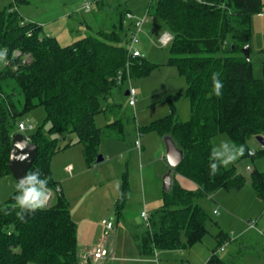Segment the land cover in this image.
I'll list each match as a JSON object with an SVG mask.
<instances>
[{"label": "trees", "instance_id": "16d2710c", "mask_svg": "<svg viewBox=\"0 0 264 264\" xmlns=\"http://www.w3.org/2000/svg\"><path fill=\"white\" fill-rule=\"evenodd\" d=\"M31 1L13 0L0 11V63H6L0 69V178L11 175L9 156L13 138L19 134L18 125L34 109L43 107L49 135L42 127L28 135L38 147L29 172L38 171L41 178L47 179V186L56 189L52 156L82 144L91 166L97 162L105 139L125 140L123 119L98 128L95 117L119 116L121 109L111 102L114 93L123 91L128 77L146 78L157 66L128 54L129 34L124 33V20L130 11L121 14L118 28L113 31L100 30L97 36L62 46L41 25L20 15L19 7ZM263 11V0L149 2L147 15L159 17L174 36L169 64L186 81L191 118L187 122L179 119L176 96L169 99L168 116L139 132L171 136L184 152L183 161L172 171L194 182L198 189L189 191L175 181L171 190L164 192L163 205L150 215L147 231L142 235L132 233L142 256L187 249L201 242L209 232L211 215L199 201L219 190H240L249 185L264 201V172L254 171L247 178L235 166L226 168L219 161L214 172L209 167L213 161L212 140L220 134L243 146L240 160L264 155V147L259 152L249 148L250 139L264 137V80L255 77L252 61L243 53L246 46L251 52L252 19ZM16 51L30 54L32 62L23 65L14 56ZM119 72L123 74L121 80ZM213 73L222 85L218 95L213 91ZM109 97L110 102L102 105ZM67 134H75L77 142L59 147L58 136ZM130 191L125 173L114 205L118 222L125 218ZM14 196L0 205V264H82L78 226L63 191L56 194L50 207L24 212L23 218L18 215L21 209L15 206ZM215 238L218 245L206 264H233L217 254L230 241L228 234L219 230ZM86 264H93L92 260Z\"/></svg>", "mask_w": 264, "mask_h": 264}, {"label": "rangeland", "instance_id": "374dc122", "mask_svg": "<svg viewBox=\"0 0 264 264\" xmlns=\"http://www.w3.org/2000/svg\"><path fill=\"white\" fill-rule=\"evenodd\" d=\"M84 1L93 2L91 10L87 11L82 8ZM12 2L13 0H0V11L9 7ZM149 2L150 0H32L31 4L20 6L18 9L24 20L43 26L44 32L57 37L62 46L87 36H97L100 30L113 31L118 28L121 14L126 10L132 12L137 18L144 16L148 18V22L138 36L140 43L136 49L141 52L142 58L157 67L146 78L133 80L132 85L137 92L135 107L131 108L128 105V99L125 96L128 85L125 84L123 91H116L111 99V102L116 103L121 109L120 115L112 118L106 114H99L95 117V124L98 128H104L115 119H123L126 127V139H105L99 148V155L104 158L103 162L92 163L91 166L88 165L82 144L72 145L61 150L55 153L51 159L52 177L70 202L72 218L80 226V236L83 233L82 228L86 227L84 236L79 237L78 240L79 257L81 258L93 247L103 245L106 248L107 246L112 248L111 250L114 249L115 257L120 259V261L111 263L92 261L94 264H131L129 259L138 255L131 233L142 235L147 231V222L139 215L142 208L137 207L139 209L137 215H131L134 210L129 209L131 214L128 213L126 218L118 222L113 206V201L120 192L126 170H128L130 187L136 194L135 186L137 183L138 186L142 183V176L141 173L133 171L139 169L141 162L144 164L147 161L166 158V146H164V150L160 148L161 144L165 145L164 138L156 132L141 134L139 129L168 116L171 111L169 99L176 96L174 105L179 119L182 122H187L191 118L190 101L185 95L186 81L178 69L169 64V46L162 47L158 43L159 37L167 29L159 17L147 15ZM124 21V33H128L130 36L134 30L135 20L125 18ZM250 58L255 77L264 80V14L256 15L252 19ZM4 63V61L0 63V69L5 65ZM107 102H110V97L108 101H102V105L106 106ZM45 119L46 112L43 107H38L23 117L21 122L33 127V131H27L23 135L36 132L40 127L44 133L49 135V124L45 123ZM138 135L140 136L139 141L143 145L142 151L135 147ZM216 138L220 143L225 141L234 144L226 134H220ZM58 139V146L61 148L69 143L77 142L75 134L58 136ZM262 147L256 139H250L249 148L252 151L259 152ZM223 165L226 168L235 166L238 173L248 178L254 171L264 172V155L249 156L243 160H240V155H237L229 163ZM247 165L251 166V172L246 170ZM69 166L72 171L67 173L65 168ZM166 175L164 174L160 179H145L147 191H150L152 197L159 198H154L148 204L149 212L154 211L153 209L162 203L159 194ZM2 181L0 179V205L8 202L15 193H12L11 189L5 191L4 188L3 190ZM157 187L158 190L160 189L158 193L155 192ZM199 204L211 215V221L207 224L208 234L193 247L159 251L160 253L166 252L161 253L162 258L165 254H170L182 261L189 253H192L196 258L194 262L190 260L189 264H201L200 262L210 255L218 245L215 238L218 229L215 223L233 241L241 235L245 228H248L251 222H255L257 230H250L245 235V238L249 239L244 243L243 249L251 245L249 241L256 245L263 242L258 231L264 230V201L256 195L251 186L247 185L240 190H219L209 198L200 200ZM214 211L217 213L215 214ZM103 220L114 223L119 232L116 239L111 234L104 235ZM132 228L134 232L131 230ZM86 239L94 244L85 246L83 241ZM238 246V243H225L224 247L227 251L223 253L218 250L217 254L227 261H232L235 256L239 255L235 259V264H262L259 261L256 262L253 256L242 259V255L235 251ZM181 252H183L182 255ZM155 254L157 255V251Z\"/></svg>", "mask_w": 264, "mask_h": 264}, {"label": "crops", "instance_id": "0c3cea01", "mask_svg": "<svg viewBox=\"0 0 264 264\" xmlns=\"http://www.w3.org/2000/svg\"><path fill=\"white\" fill-rule=\"evenodd\" d=\"M263 2H264V0H263ZM262 14H264V11H263V13H261L260 15H262ZM43 27V26H42ZM88 28V27H87ZM43 30H44V28H43ZM154 31V30H153ZM57 38V37H56ZM126 92H127V90H126ZM126 92H125V96L127 97V95H126ZM130 107V106H129ZM131 108H133V107H131ZM114 140H117V139H114ZM212 142H213V146L215 147V146H218L219 145V141L217 140V138L215 137L213 140H212ZM163 143H165V142H163ZM164 146H166V145H162L161 144V149H163L164 150ZM136 147V146H135ZM143 150V145H142V148H141V150H139V151H142ZM140 160H141V158H140ZM141 162V161H140ZM162 162H164L165 164H163ZM248 166V165H247ZM246 166V167H247ZM250 166V165H249ZM70 169V170H69ZM65 170H66V172L67 173H70V171H72L71 170V167H67V168H65ZM140 171V172H139ZM171 171V173H172V181L173 182H177V183H179V185H181L183 188H185V189H187V190H189V191H196L197 189H198V186L194 183V182H192V181H190V180H188V179H186V178H184V177H182V176H180V175H177L176 173H174L172 170H171V168H170V166H169V164L167 163V161H166V158L165 159H161V158H159L157 161H147V163H144L143 164V162H141L140 163V167H139V169L137 168L136 170H134L133 172H138V173H141V176H142V183H140V185L138 186V183H137V186H135V191H136V194H134V191L132 190V188H131V191H130V197H128L129 199H128V206H127V209H128V212L126 211V213H125V218H126V215L128 214V213H130L129 212V209H132V211H133V214H131V215H137V214H139V209L137 208V207H140V208H142L141 209V212H140V217H142V212L143 211H146L149 215H151L153 212H155L156 210H158V209H160L161 207H162V205H163V195H164V190H163V188L160 190V199L162 200V203L161 204H158L157 205V208H155V209H153L154 211H151V212H149L148 210L149 209H147V207H148V204H150V202L155 198V199H159V198H157L156 196L155 197H152L153 195H151L150 194V191H147V189H146V187H145V179L146 178H153V180L154 179H160V177H162L164 174H168L169 172ZM125 173H127L128 174V170H126L125 172H124V174ZM1 179V183L3 184L2 185V187H3V190H4V188H5V191H6V189H11V192L12 193H14V192H16V189H15V187H14V185H15V183L17 182L16 180H15V178L13 177V176H11V175H9V176H6V177H3V178H0ZM131 185H132V183H131ZM14 190V191H13ZM158 187H157V190L155 191L156 193H158ZM141 191V193L139 194V192ZM119 193L120 192H118V195H117V197H115L116 199H114V201H113V206L115 205V203H116V201H117V199H118V197H119ZM139 194V195H138ZM143 205V206H142ZM159 207V208H158ZM154 208V207H153ZM216 211H214V213H215ZM216 214V213H215ZM76 222V221H75ZM77 223V222H76ZM217 224V223H216ZM77 226H78V240H79V237L81 238V236H84V234H85V231H86V227H83L82 228V234H81V236H80V226L78 225V223H77ZM217 226V229H218V231L219 230H222V228L217 224L216 225ZM131 230H133V228L131 229ZM134 231V230H133ZM223 231V230H222ZM248 231H250L249 230V228H245V230L241 233V235L239 236V237H237V238H235V239H233V241L232 240H230V241H227L226 243H238V247L236 248V252L238 253V254H241L242 256V259L243 258H245V259H248V257L249 256H253L255 259H256V262L257 261H259V262H261L262 264H264V261H263V258H264V241L263 242H261V244L260 245H256L255 243H253V242H251V241H249L250 243H251V245L250 246H247V248H245V249H243V245H244V243L245 242H248V239L249 238H245V235L246 234H248ZM132 232V231H131ZM132 234V233H131ZM111 235L116 239L117 237H118V235H119V232L116 230V226H115V228H114V230H113V232L111 233ZM259 235V234H258ZM86 236V235H85ZM261 240H262V238H261ZM134 241V240H133ZM83 242H85L84 244H85V246L86 245H91V244H94V242H92V241H89L88 239H86L85 241H83ZM241 243V244H240ZM134 244H135V241H134ZM113 245H115V244H113ZM92 246V245H91ZM135 247H136V249H137V246H136V244H135ZM88 249L90 248L89 246L87 247ZM86 248V249H87ZM107 248H108V250H109V257L108 258H106V259H104V260H102L101 262H108V263H111V262H115V261H120V259L119 258H117V257H115V255H114V249L113 250H111L112 248H109L108 246H107ZM170 251H173V250H170ZM227 251V249L225 248V250L223 251V253L224 252H226ZM159 251H157V255L156 254H154V255H148V256H142L140 253H139V251H138V249H137V253H138V255L136 254V256H133L131 259H129L130 260V262H131V264H189L191 261L192 262H194L195 261V255H193L192 253H189L188 254V256H186V258H184V259H182V261L181 260H178V259H176V258H174V257H172L170 254H165V256H164V258H162L161 257V253H166V252H159ZM222 252V251H221ZM156 253V252H155ZM167 253H171V252H167ZM183 254V252H181V255ZM167 255H170V256H167ZM185 255V254H184ZM211 255V254H210ZM210 255H208L204 260H202L200 263L201 264H206L207 263V261L209 260V258H210ZM235 256V255H234ZM239 256V255H238ZM238 256H235V258L234 259H232V263L233 264H235V259L238 257ZM191 260V261H190ZM122 261V260H121ZM165 261V262H164ZM93 263V262H92ZM94 264V263H93ZM126 264H128V263H126Z\"/></svg>", "mask_w": 264, "mask_h": 264}, {"label": "built area", "instance_id": "2783aa9c", "mask_svg": "<svg viewBox=\"0 0 264 264\" xmlns=\"http://www.w3.org/2000/svg\"><path fill=\"white\" fill-rule=\"evenodd\" d=\"M92 6H93V2L84 1L82 8L89 11V10H91ZM126 18L129 20H135L134 25H133L134 30L130 33L129 42L127 44L128 54L132 58H142V54L138 49H136V46L140 43L138 36L142 32L144 25L148 22V18H147V16H144L142 18H137L131 12L127 13ZM173 40H174L173 34L170 33L169 31H165L159 37L158 43L162 47H168V46H170V44L172 43ZM14 56L17 58H20L23 65H27V64H30L32 62V56L30 54H21V52L16 51L14 53ZM127 70H129L128 64H127ZM122 76H123L122 72H119L118 80H121ZM132 82H133V80L130 77H128L127 99H128V105L130 107H135L136 100H137V92H136V89L133 87ZM18 129H19V133H21V134H24L27 131H33V127L31 125L27 126L23 122H21L18 125ZM24 136L26 139L30 140L28 135H24ZM139 137L140 136L138 135V140H136L135 146L138 150H141L142 145L139 141ZM250 154L252 155L253 152H250ZM247 171H251L250 166L247 167ZM48 189H49V198L45 204V207H43V208L50 207L54 203V200L56 199V194L61 190L59 187H57L56 189H52V188L48 187ZM215 213H217V212H215ZM141 215H142V218L148 224L150 215L146 211H143ZM102 225L104 228L103 233L105 236H108L109 234H111L115 228L114 223L111 221L103 220ZM248 228H249V230H257V223L251 222L249 224ZM258 233L261 235L262 240L264 241V230L258 231ZM224 248H220V251L223 252L225 250ZM108 257H109V250L106 247H104L103 245H98V246L93 247V249L89 250L87 253H85L81 257V259H82V264H86L89 262V260H92L93 262H101L102 260H104Z\"/></svg>", "mask_w": 264, "mask_h": 264}, {"label": "clouds", "instance_id": "9594fccd", "mask_svg": "<svg viewBox=\"0 0 264 264\" xmlns=\"http://www.w3.org/2000/svg\"><path fill=\"white\" fill-rule=\"evenodd\" d=\"M3 59V53H0V60ZM213 91L215 94H219L221 83L217 78V74L213 73ZM27 146L26 140L18 141L15 148L21 149V152L17 154L15 148L12 154H10V160L23 161L27 158V153L23 152L22 149ZM243 153V146H237L230 142L222 141L218 146L213 147L211 156L213 161L209 164V167L214 172L217 168L216 161L221 164H227L233 160L237 155ZM171 163V161H169ZM70 167V166H69ZM47 179L41 178L38 171L27 172L26 175L22 176L17 180L14 187L16 189L14 200L15 206L21 209L18 215L23 218L24 212H32L37 209L45 207V204L49 198V189L47 187Z\"/></svg>", "mask_w": 264, "mask_h": 264}, {"label": "water", "instance_id": "95a60500", "mask_svg": "<svg viewBox=\"0 0 264 264\" xmlns=\"http://www.w3.org/2000/svg\"><path fill=\"white\" fill-rule=\"evenodd\" d=\"M243 53L247 58V60L251 59L249 46H246L243 49ZM126 95H128V92H126ZM21 140H26L27 142V146L22 149L23 152L28 154L27 158L23 161L9 159V169L11 171V175L15 178L16 181L22 176L26 175L27 172H29L38 154V147L35 144H33L30 140L26 139L25 136L21 133L15 135V137L13 138L10 154L13 153L16 143ZM256 140L264 147V137L258 136ZM164 142L166 145V161L172 170L177 166H179L180 163L183 161L184 152L181 149H179L176 142L171 136L164 137ZM15 152L19 154L21 152V149L15 148ZM103 160H104L103 156L99 155L97 159V163H101L103 162ZM169 161H171V163ZM172 185H173L172 173L170 171L164 177L163 190L165 192H169L172 188Z\"/></svg>", "mask_w": 264, "mask_h": 264}]
</instances>
